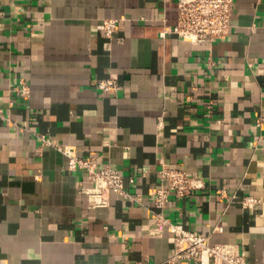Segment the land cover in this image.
Listing matches in <instances>:
<instances>
[{
    "label": "crops",
    "instance_id": "crops-1",
    "mask_svg": "<svg viewBox=\"0 0 264 264\" xmlns=\"http://www.w3.org/2000/svg\"><path fill=\"white\" fill-rule=\"evenodd\" d=\"M177 20V0H0V264H169L172 233L152 219L163 162L203 182L172 192L167 216L264 264V0H235L211 43ZM109 73L116 93L97 86ZM58 145L119 169L138 198L91 207Z\"/></svg>",
    "mask_w": 264,
    "mask_h": 264
},
{
    "label": "built area",
    "instance_id": "built-area-1",
    "mask_svg": "<svg viewBox=\"0 0 264 264\" xmlns=\"http://www.w3.org/2000/svg\"><path fill=\"white\" fill-rule=\"evenodd\" d=\"M235 0H177L178 20L168 30L177 36L192 42H213L225 37L232 26ZM118 18L106 17L99 23L104 34L111 38L117 28ZM97 86L105 92L116 93L120 87L117 73H109L97 80ZM21 95H28L30 87L25 80L16 89ZM4 108L0 106V117H4ZM69 157L70 169L81 168L86 171L87 185L81 189L88 195L91 207L110 204V195L117 192L130 199L132 194L126 184L125 175L111 164L99 165L94 156H79L73 145H58ZM161 182L154 191V209L152 219L156 225L166 227L174 239V250L167 262L178 264L186 259L193 264H247V252L238 249L235 243L213 242L211 236L201 231L186 228L182 223L172 221L165 213L171 193L186 197L193 190L203 186L202 180L191 175L183 166H173L163 162L160 167ZM135 176L130 175L128 182L133 184ZM242 204L249 206L259 199L248 194L242 197ZM222 230V227H219Z\"/></svg>",
    "mask_w": 264,
    "mask_h": 264
}]
</instances>
